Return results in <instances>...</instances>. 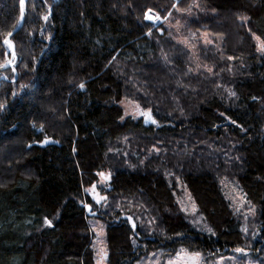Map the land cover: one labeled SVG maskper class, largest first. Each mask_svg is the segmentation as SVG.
<instances>
[{
	"label": "trees",
	"instance_id": "trees-1",
	"mask_svg": "<svg viewBox=\"0 0 264 264\" xmlns=\"http://www.w3.org/2000/svg\"><path fill=\"white\" fill-rule=\"evenodd\" d=\"M149 8L172 14L154 25ZM8 32L17 59L15 72L0 68V264H94L92 219L107 264L264 250V53L253 36L264 40V0H25L22 20L19 0H0V63ZM203 33L212 43L194 63L179 38ZM123 99L157 124L124 116ZM104 172L97 204L83 190ZM226 183L244 195L238 209ZM180 186L207 230L181 210Z\"/></svg>",
	"mask_w": 264,
	"mask_h": 264
},
{
	"label": "rangeland",
	"instance_id": "rangeland-1",
	"mask_svg": "<svg viewBox=\"0 0 264 264\" xmlns=\"http://www.w3.org/2000/svg\"><path fill=\"white\" fill-rule=\"evenodd\" d=\"M182 27V23L179 21L175 23L174 27ZM205 33L201 34L200 37H194L190 36L193 41H190L187 36L180 37L179 40L182 41L183 45L191 51L192 55V62L195 63L196 60H200V52H199V47L201 45L205 46L207 43H205ZM182 36V35H180ZM207 34V39L208 38ZM186 41V43H185ZM7 52H8V57L6 60L11 59V50L7 47ZM201 61V60H200ZM199 62V61H198ZM134 102L130 100L123 99L120 102V105L123 110V115L124 116H130L133 118H140L139 116L135 115L136 108H135ZM128 113L125 115V113ZM105 176H108L107 172L103 173ZM108 180H105L101 175L98 177V181L96 184V189H95V194H98L99 196L106 197L103 190L101 189L102 187H105L108 183ZM229 184V185H227ZM93 185L90 187L84 188V193L89 195L91 199L96 203V200L94 199V193L92 192ZM227 185L230 186V188L227 191V194L229 198L232 201V204L236 209H238L241 204L244 202V195L243 193L239 190L237 186L234 184L226 183L225 186ZM181 190L180 195L176 198L178 204L181 207V210L185 212L186 214L189 215L191 218V222L195 225L198 226L199 229L201 230H207V227L203 221V217L199 215L196 205L191 198L189 192L183 187H179ZM87 190V191H86ZM102 200L101 202H103ZM100 202V203H101ZM99 204V203H97ZM193 208H195V211H193ZM90 224L92 227V230L94 231V237H93V248H94V264H98V262L101 261V256L99 255L100 249L103 247L107 249L106 247V238H105V228L104 224L101 221L98 220H90ZM102 226V229H101ZM249 226V225H248ZM197 228V229H198ZM248 231V230H247ZM249 234V233H247ZM184 250V251H182ZM179 250L173 254H165L162 251H150L146 256H144L138 264H169V261L172 262V264H190L189 261V254L193 252H189L186 249ZM253 254L249 252V250H244L243 252H237L236 250L230 251L226 256H208L205 254L201 253V257L199 260V264H264V250H259V249H251ZM102 264H107L106 259L102 261Z\"/></svg>",
	"mask_w": 264,
	"mask_h": 264
},
{
	"label": "snow or ice",
	"instance_id": "snow-or-ice-1",
	"mask_svg": "<svg viewBox=\"0 0 264 264\" xmlns=\"http://www.w3.org/2000/svg\"><path fill=\"white\" fill-rule=\"evenodd\" d=\"M19 5H20V18L22 20L24 18V15H25V0H19ZM172 8L176 9L177 11H183L182 9H180L178 7V3L177 2H174L172 4ZM171 14L172 13L169 12L168 16L161 17L158 13H154L153 10L151 8H149V9H147L144 12V20L145 21H151L155 25L156 22H166L168 20L169 16H171ZM48 18H49L48 15H44L43 16V19L45 21H47ZM237 19L239 21L243 22V23H246L249 18L246 17V16H238ZM16 27H19V21L14 26V28H16ZM13 34H14L13 32H8L7 35L3 39V43L9 49L12 50V56H11V59L6 60L5 63H0V68H7V67L11 66L12 67V71L15 72L16 71L15 64H16L17 56H16V53H15V50H14L13 41H12V39H10V37H12ZM148 35H151V30H149ZM204 36H205V43H207V44L212 43L211 40L207 39V33H205ZM253 36L259 42L258 43V50L260 52L264 53V40H261V37L256 36L255 33H253ZM185 43H186V41H185ZM115 59L116 58L113 57V60H115ZM164 59L167 61V59H168L167 56H164ZM229 59H232V58L229 57ZM109 63H111V61ZM200 67H201L200 65H197V68H200ZM203 67L208 73L215 74L213 72V68L212 67L207 66V65H204ZM190 71H191V69H190ZM4 79H7V77H4ZM219 86L220 85H217V87H219ZM27 87H28V85H21L22 89L27 88ZM78 87L81 90H83L85 85H84V83H80L78 85ZM17 94L18 93L13 92V96H16ZM229 94L232 95V96H235V92H230ZM4 108H5V105L4 104H0V110H2ZM135 108H136V112H135L136 116L143 117V119L145 120L146 123L150 122L152 124H157V121H156V119L153 116V110L151 108H148V109L141 108V106L138 103L135 104ZM127 114L128 113L126 112L125 115H127ZM121 119H124V117H121ZM233 123H235V121H233ZM33 126L35 127V125H33ZM40 130L41 131L43 130V126L42 125H41ZM47 142H48V140L46 138L44 143H47ZM156 150L158 151V149H156ZM99 175H101L105 180L110 179V174L108 176H105L103 173H99ZM95 189H96V185H93L92 192L94 193V199L96 200V203H100L102 200H106V197H102V196H99L98 194H95ZM84 207L87 208L90 212L92 211L91 205L85 204ZM193 211H195V208H193ZM126 219L132 225L133 230H135L136 224H135V221H134L133 217L132 216H127ZM137 219H139V217H137ZM44 223H45V225H47L49 227L52 226V221L49 220L47 217H45ZM149 223H155V221L151 220V221H149ZM101 229H102V226H101ZM208 231L211 232V229H208ZM133 242L135 243V241H133ZM182 251H184V250H182ZM236 251L237 252H243L244 249H239L238 248V249H236ZM99 255L101 256V261L98 262V264H102V261L104 259H106L107 255H108L106 249L102 247L100 249V251H99ZM200 257H201V253H199V252H193V253L189 254L190 264H199ZM169 264H172V262L169 261Z\"/></svg>",
	"mask_w": 264,
	"mask_h": 264
},
{
	"label": "bare ground",
	"instance_id": "bare-ground-1",
	"mask_svg": "<svg viewBox=\"0 0 264 264\" xmlns=\"http://www.w3.org/2000/svg\"><path fill=\"white\" fill-rule=\"evenodd\" d=\"M127 217V216H126ZM132 226V225H131Z\"/></svg>",
	"mask_w": 264,
	"mask_h": 264
},
{
	"label": "water",
	"instance_id": "water-1",
	"mask_svg": "<svg viewBox=\"0 0 264 264\" xmlns=\"http://www.w3.org/2000/svg\"><path fill=\"white\" fill-rule=\"evenodd\" d=\"M87 211H88V209H87Z\"/></svg>",
	"mask_w": 264,
	"mask_h": 264
}]
</instances>
